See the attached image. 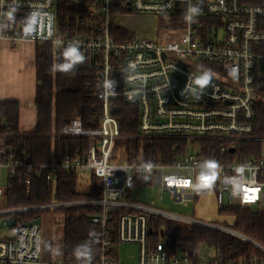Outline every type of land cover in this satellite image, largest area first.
Here are the masks:
<instances>
[{
    "label": "built area",
    "instance_id": "1",
    "mask_svg": "<svg viewBox=\"0 0 264 264\" xmlns=\"http://www.w3.org/2000/svg\"><path fill=\"white\" fill-rule=\"evenodd\" d=\"M69 1L84 2L88 14V18L78 14L73 27L69 19L60 20L61 0H0V39L13 44L25 40L50 44L54 55L62 53L69 42H78L98 71V125L86 127L81 118H72L54 136L84 138L87 147L57 152L44 163L31 161L24 149L10 142L13 133L0 131V205L13 179L29 190L40 175L54 190L60 174L75 173L88 190L90 181L83 176L91 172L101 195L0 207V264L40 263L42 220L26 225L28 221H17L18 215L72 207L90 210L86 215L97 231L96 247L87 258L63 257L49 264H264V242L228 226L167 212L153 201L129 199L130 188L154 184L176 203L187 205L213 191L220 209L239 207L264 213V122L257 119L258 104L264 102L260 94L264 0ZM190 6L199 8L192 22L185 20ZM13 8L15 18L10 21L7 13ZM37 10L43 14L42 22L25 35V18ZM132 13L173 15L177 21H161L164 34L177 30L180 23L184 26L175 40L135 32L119 40L122 35L112 30L127 28L119 21ZM205 72L211 73V80L201 89L195 81ZM106 80L113 82L111 90L104 88ZM119 101L139 106L138 134L122 133L116 116ZM126 139L172 143L155 153L144 145L133 149ZM209 159L218 165L216 179L210 187L197 190L200 165ZM148 162L151 170L146 172L141 166ZM241 166L244 170L238 174ZM3 170L7 172L5 185ZM238 177L243 183L234 193L232 184ZM153 218L225 232L253 249L232 258L207 244L170 251L163 229L160 239L151 243ZM9 219H15V224L6 225ZM124 243L139 246L136 263L120 262L118 250Z\"/></svg>",
    "mask_w": 264,
    "mask_h": 264
},
{
    "label": "trees",
    "instance_id": "2",
    "mask_svg": "<svg viewBox=\"0 0 264 264\" xmlns=\"http://www.w3.org/2000/svg\"><path fill=\"white\" fill-rule=\"evenodd\" d=\"M60 20L69 19L72 27L76 23L78 14L88 18L84 2H70L61 0ZM112 33H119L123 38L135 35L131 30L119 27ZM54 62H63L61 53L54 55L50 44H36V70L37 85L34 106L37 119L34 127L22 134L19 125L20 103L17 100H0V131L13 133L11 143L25 150L28 158L37 163L48 162L57 152L65 150L75 151L77 147L81 151L88 145L84 138H63L56 135L62 126L72 118L82 119L84 126H97L99 119V101L97 98L98 71L92 66L89 58H85L83 64H78L70 72L64 73L51 71ZM261 96L264 98V77L261 79ZM116 116L120 122L123 134H138L140 109L138 105L119 101ZM257 119L264 122V102L258 104ZM126 143L133 149L141 145L148 147L147 151L157 153L172 142L165 139H126ZM101 195L98 179L93 175L89 189L82 187L75 173L60 174L55 189L48 183L43 175L37 176L28 190L18 179H13L6 189L3 206L16 207L28 205H40L53 200L64 201L81 198H96ZM90 210L81 207L67 208L64 211L62 221L64 227L63 252L66 259H77L73 255V249L86 241L91 245V251L96 247L97 231L92 225L89 216ZM80 217H75L76 213ZM232 216L231 228L236 229L260 242H264V213H255L239 207L220 209ZM36 213H24L16 217L18 222H26L34 218H40ZM151 243L160 239V230L163 229L166 242L170 251L178 247L182 249H195L201 244H207L217 249L225 258L238 257L250 254L251 244L231 234L218 230L202 227L194 224H186L180 221L153 218ZM162 226V228H160ZM94 230L95 235H90Z\"/></svg>",
    "mask_w": 264,
    "mask_h": 264
},
{
    "label": "rangeland",
    "instance_id": "3",
    "mask_svg": "<svg viewBox=\"0 0 264 264\" xmlns=\"http://www.w3.org/2000/svg\"><path fill=\"white\" fill-rule=\"evenodd\" d=\"M162 19H167L168 21L176 20V18L169 13L160 16L144 13H132L126 18L120 19L119 23L126 26L127 29L130 28L131 31L133 30L132 32L139 35H146L159 40H164L165 38L169 40L177 39L178 31L183 29L184 24L180 23L177 30H172V32L164 34L163 27L165 24L161 23ZM91 177V172H87L83 176L87 182L91 180ZM6 181L7 172L3 170V185L6 184ZM160 194H163L162 199H160ZM129 199L144 203L153 201L155 202V206L167 212L186 217H193L198 220L212 222L228 227H231L233 222L232 216L225 212H220V207L217 205L213 191L209 192L201 199L189 201L186 205L184 203H176L171 200L168 193L166 191L162 192L158 185L146 184L130 188ZM0 207H3V205H0ZM64 211L65 209H49L36 213V215H38L42 220L40 235L43 251L41 252L42 254L40 255V259L43 262H45V260L48 262H54L57 261L58 258H61L62 260L64 257L61 250L59 251V254H53V251L50 250L58 248L63 241L64 227L62 221L64 218ZM3 232L6 233V230H3ZM118 252L120 262L136 263L139 246L135 243H124L120 245Z\"/></svg>",
    "mask_w": 264,
    "mask_h": 264
},
{
    "label": "crops",
    "instance_id": "4",
    "mask_svg": "<svg viewBox=\"0 0 264 264\" xmlns=\"http://www.w3.org/2000/svg\"><path fill=\"white\" fill-rule=\"evenodd\" d=\"M36 44L27 40L13 44L6 39H0V100L19 101V125L22 134L30 132L37 119L34 106L37 85ZM82 186L85 188L84 184ZM63 244L62 241L58 248L64 256ZM57 261L43 262L40 259V263L27 264H49Z\"/></svg>",
    "mask_w": 264,
    "mask_h": 264
},
{
    "label": "clouds",
    "instance_id": "5",
    "mask_svg": "<svg viewBox=\"0 0 264 264\" xmlns=\"http://www.w3.org/2000/svg\"><path fill=\"white\" fill-rule=\"evenodd\" d=\"M16 9L13 8L7 13V19L8 20H14V13ZM199 12L198 6H190L187 10V13L185 14V20L188 22H192L193 17L197 15ZM43 14L40 11H32L24 21V33L25 35H29L33 33L36 30V27L38 23L42 22ZM61 56L63 58V62L57 63L54 62L52 65L51 71L53 73L59 72H70L74 69V67L78 64H83L85 62V56L80 51L78 42H69L68 46L63 49ZM133 65L130 64L129 68H131ZM211 80V73L205 72L202 76H200L195 82L200 85L201 89L208 85V83ZM113 82L112 81H105L104 88L106 90L112 89ZM183 95V92H182ZM146 172L151 170V163H145L141 166ZM218 165L215 160H205L200 165V171L197 175V184L195 185V188L197 190L208 188L211 186L212 182L216 179L217 176V169ZM244 168L243 166L237 168V173L242 174ZM147 179V177H145ZM243 180H241L239 177L236 178L233 181V191L234 193L240 189L242 186ZM90 235L94 236L95 232L94 230H90ZM53 251V254H59V248L56 249H50ZM73 255L77 258V260L87 258L91 255V245L89 242H85L83 244L77 245L73 249Z\"/></svg>",
    "mask_w": 264,
    "mask_h": 264
},
{
    "label": "water",
    "instance_id": "6",
    "mask_svg": "<svg viewBox=\"0 0 264 264\" xmlns=\"http://www.w3.org/2000/svg\"><path fill=\"white\" fill-rule=\"evenodd\" d=\"M33 223L41 224V218H37L35 220L28 221V222H26V225H31ZM14 224H15V219H9L6 222V225H14ZM1 226H3V225H1Z\"/></svg>",
    "mask_w": 264,
    "mask_h": 264
}]
</instances>
